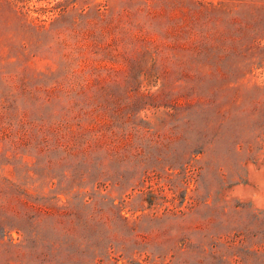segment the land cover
<instances>
[{
  "label": "rangeland",
  "instance_id": "rangeland-1",
  "mask_svg": "<svg viewBox=\"0 0 264 264\" xmlns=\"http://www.w3.org/2000/svg\"><path fill=\"white\" fill-rule=\"evenodd\" d=\"M99 16L124 21L115 36L198 53L190 77L174 62L158 78L87 76L47 102L48 76L91 62L65 55L113 36L99 37ZM94 102L120 115L79 118ZM53 111L122 143L48 164L0 139V264H241L238 232L263 229L264 141L247 129L264 132V0H0L1 124Z\"/></svg>",
  "mask_w": 264,
  "mask_h": 264
},
{
  "label": "trees",
  "instance_id": "trees-1",
  "mask_svg": "<svg viewBox=\"0 0 264 264\" xmlns=\"http://www.w3.org/2000/svg\"><path fill=\"white\" fill-rule=\"evenodd\" d=\"M168 18L169 20L177 19L174 15ZM181 21L183 25H186L184 17L181 18ZM97 23L102 25L98 34L99 37L104 38V35L113 36L108 41L95 42L91 46V50H93L90 51L91 55L78 52V50L73 54L65 55V59H68L70 63L76 62L75 64H78L81 60H91V62H88L89 65L78 70L69 67L65 71L63 83L53 81L52 77H54V74L48 76L47 79L50 81L43 89L47 102L58 103L61 96L65 94L66 85L68 87L73 85L71 83L79 84L85 81L87 76L89 78L93 76V79L97 81L111 82L118 81L115 78L121 71H127L129 74L133 71L135 72L132 76L134 80H139V77L142 75L146 76L145 74H154L158 78L160 74L168 73L167 64L174 62L180 68L181 78L190 77V70L186 66H190L195 58L199 57L198 53L188 52L190 53V62L184 55L169 51L166 53L162 52L160 46L143 33L138 35L131 34L128 38L115 36L116 31L125 27L121 26L124 21L121 22L120 18L113 20L112 18L99 16ZM174 32L176 31L173 30ZM79 67L81 66L79 65ZM126 78L128 79V77ZM35 90H39V88H35ZM120 112V106L116 103H113L112 107H109V105L94 102L92 109L81 110L79 118L84 117L83 119L86 118L88 123H90L91 117L95 116V113L98 115L107 114L113 119H117ZM77 118L78 115L73 113L71 120H67L63 115H59L56 111H53L52 118L49 116L46 119H40V123L38 124L19 120L15 125L9 123L5 127L2 126L0 118V139L7 141L13 151L20 148L34 147L39 153L45 155L48 164L52 163L50 153L61 154L56 159L58 162L68 157L77 158L79 154L86 158L95 145L107 146L117 142L122 143L120 140L122 135L113 133L112 130H108L110 135H112L109 141L102 137L104 135L96 137L92 125H89V129H91L88 133L89 138H86L83 133L87 128L82 127L80 123L76 124L78 131H71L70 128L72 126L69 123ZM80 129L81 131H79ZM91 132H94V134ZM247 132L251 134V138H253L255 143H259L258 139L261 142L264 141V132L262 130L247 129ZM241 142L246 145V152H250V142L236 141L234 148L244 150L240 144ZM253 217L263 225V229H254L255 231H252L244 225L240 229L241 231L238 232L239 260L241 264H264V209L255 210ZM252 243L257 244L258 248L251 250Z\"/></svg>",
  "mask_w": 264,
  "mask_h": 264
}]
</instances>
